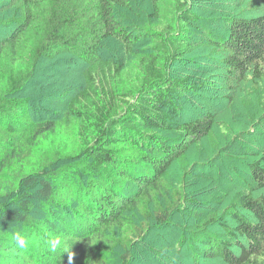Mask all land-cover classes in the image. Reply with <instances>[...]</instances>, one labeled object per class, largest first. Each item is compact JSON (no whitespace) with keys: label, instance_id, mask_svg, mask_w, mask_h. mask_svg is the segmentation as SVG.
I'll use <instances>...</instances> for the list:
<instances>
[{"label":"trees","instance_id":"16d2710c","mask_svg":"<svg viewBox=\"0 0 264 264\" xmlns=\"http://www.w3.org/2000/svg\"><path fill=\"white\" fill-rule=\"evenodd\" d=\"M209 1L218 4L209 24L223 21L225 33L207 27L202 0H0L3 131L56 132L53 119L27 126L30 91L55 61L86 63L80 84L66 94L83 147L61 170L8 179L0 195V264H71L79 250L92 255L104 247L109 232L123 230L127 215L143 204L152 206L156 225L170 229L175 215L193 205L191 186L210 194L198 174L207 163H185L218 121L211 113L179 119L184 97L201 90L206 77L195 70L179 76L175 68L194 64L196 35L231 79L263 82L264 12L247 17ZM143 38L147 42L139 43ZM13 150L7 147L4 155ZM254 156L246 162L250 184L215 195L227 203L190 229L195 247L189 248V264H264V148ZM180 163L177 177L174 166ZM72 181L75 192L59 193ZM16 231L27 234L25 248L12 239ZM56 236L63 246L51 251L48 240Z\"/></svg>","mask_w":264,"mask_h":264},{"label":"rangeland","instance_id":"374dc122","mask_svg":"<svg viewBox=\"0 0 264 264\" xmlns=\"http://www.w3.org/2000/svg\"><path fill=\"white\" fill-rule=\"evenodd\" d=\"M202 1L205 4L201 6L200 14L203 13L207 27L216 33H225L227 28L223 21L218 26L210 25L211 13L217 10L218 4ZM220 3L232 14L248 17L264 12V0H220ZM192 37L198 49L194 55L195 62L186 66L178 65L175 72L181 76L195 70L201 76L205 75L206 79L201 90L184 97L179 119L191 120L211 113L218 121L213 133L205 136L188 152L185 163L186 167L194 161L207 163L208 167L198 174L204 178L203 189L210 194L205 196L200 186H191L194 198H190V203L193 205L187 214L175 215V224L170 229L156 225L151 213L152 206L143 204L138 211L127 215L128 223L123 230L109 232L110 240L104 247L96 248L92 255L84 248L79 250L71 264H123L124 258H127V264H189V248L191 244L195 247L190 229L214 212L213 209L221 208L222 202L227 200L220 201L214 198L215 195L231 194L250 184L251 176L246 162L264 148V81L231 79L225 67L219 65L212 49L200 43V36ZM146 42L145 38L139 41L141 44ZM108 48V51L105 49L107 54H113L111 47ZM68 61L58 60L49 65V71L42 74L38 84L30 91L33 103L24 116L27 126L32 129L42 120L53 119L58 122L56 132L34 134L32 130H19L11 135L0 128V183H5L0 185V195L10 186L7 183L9 180L17 182L42 168L61 170L68 164L69 157L82 149L79 122L66 111V94L80 84L81 70L86 67V63L78 58ZM2 89L3 85L0 84V92ZM7 147L14 148L10 155H4ZM216 163L217 168L213 167ZM181 165L174 166L177 177L182 174ZM74 185V181L67 187L61 185L63 189L58 191L70 190L72 193ZM35 189H32V193H35ZM141 239H145L146 245L140 244ZM181 240L182 249H179L178 242ZM219 262L211 259L205 261L206 264ZM3 264H7V261Z\"/></svg>","mask_w":264,"mask_h":264},{"label":"clouds","instance_id":"9594fccd","mask_svg":"<svg viewBox=\"0 0 264 264\" xmlns=\"http://www.w3.org/2000/svg\"><path fill=\"white\" fill-rule=\"evenodd\" d=\"M12 239L15 241L16 245L19 248H25L27 244L29 243L27 234L21 231L14 232L12 235ZM48 244H49L51 251H56L58 248H61L63 246V241L60 236H56L54 238H50L48 240ZM71 259H72V256L69 253V261H71Z\"/></svg>","mask_w":264,"mask_h":264}]
</instances>
